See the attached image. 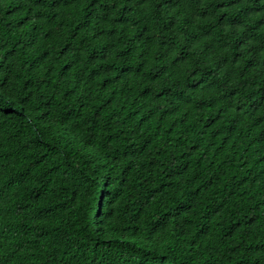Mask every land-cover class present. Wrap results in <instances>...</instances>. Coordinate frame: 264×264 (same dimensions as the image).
Instances as JSON below:
<instances>
[{
	"label": "trees",
	"instance_id": "obj_1",
	"mask_svg": "<svg viewBox=\"0 0 264 264\" xmlns=\"http://www.w3.org/2000/svg\"><path fill=\"white\" fill-rule=\"evenodd\" d=\"M0 264H264V0H0Z\"/></svg>",
	"mask_w": 264,
	"mask_h": 264
}]
</instances>
